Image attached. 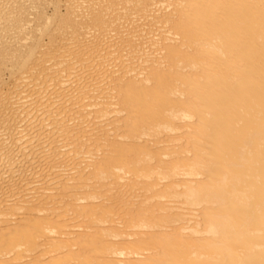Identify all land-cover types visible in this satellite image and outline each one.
Returning a JSON list of instances; mask_svg holds the SVG:
<instances>
[{
	"label": "bare ground",
	"instance_id": "bare-ground-1",
	"mask_svg": "<svg viewBox=\"0 0 264 264\" xmlns=\"http://www.w3.org/2000/svg\"><path fill=\"white\" fill-rule=\"evenodd\" d=\"M0 264H264V0H0Z\"/></svg>",
	"mask_w": 264,
	"mask_h": 264
}]
</instances>
